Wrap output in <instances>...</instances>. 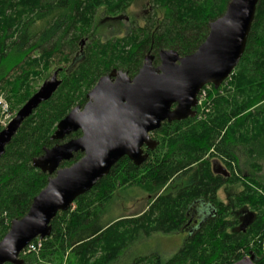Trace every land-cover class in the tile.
Masks as SVG:
<instances>
[{
    "label": "trees",
    "instance_id": "trees-1",
    "mask_svg": "<svg viewBox=\"0 0 264 264\" xmlns=\"http://www.w3.org/2000/svg\"><path fill=\"white\" fill-rule=\"evenodd\" d=\"M229 1L0 0V97L26 103L32 96L30 81L49 71L57 56L69 65L56 71L64 73L60 88L24 121L0 159V241L47 186L50 176L34 168L33 160L58 144L51 140L58 123L87 103L100 78L113 70L133 78L148 54L158 60L162 50L180 56L195 53L209 34V24L225 14ZM132 6L149 7L143 26L127 14ZM106 28H113V34L105 41L99 37ZM82 41L91 43L71 59L85 46ZM231 78L236 94L218 95L227 80L217 90L208 87L209 99H215L208 121H199L197 111L194 119L164 123L152 135L159 145L148 160L141 166L120 160L70 211L57 215L41 249L22 253L24 264H64V258L66 264H233L243 259L238 253L264 232V183L234 176L242 172L241 160L250 168L264 163V0H259L245 53ZM80 136L78 132L70 139ZM82 157L76 154L65 166ZM239 182L243 190L234 196L233 205L221 201L220 189ZM125 187L147 195L148 205L132 217L115 218L116 190ZM200 203L211 208L212 215L184 233ZM229 211L235 224L227 219ZM250 214L251 223L244 225L240 217ZM236 223L239 226L232 229ZM180 233L189 236L169 258L134 251L123 260L140 238ZM263 245L249 253L256 264L264 262Z\"/></svg>",
    "mask_w": 264,
    "mask_h": 264
},
{
    "label": "water",
    "instance_id": "water-1",
    "mask_svg": "<svg viewBox=\"0 0 264 264\" xmlns=\"http://www.w3.org/2000/svg\"><path fill=\"white\" fill-rule=\"evenodd\" d=\"M258 3L230 0L225 14L209 24L205 42L191 55L162 50L158 66L154 64L156 57L148 54L133 78L118 70L100 78L88 93L87 103L58 123L51 140L63 143L33 160V167L50 178L28 213L11 222L0 241V264H24L21 255L26 248L37 239L50 237L57 215L70 211L75 201L107 177L120 160L128 158L141 166L158 147L152 135L164 123L197 116L200 92L207 86L219 89L243 58ZM58 76L55 72L45 81L0 132V159L24 121L58 91L62 84ZM78 132L80 137L64 142ZM79 153L83 155L79 161L60 168ZM253 217L246 216L243 224L251 223ZM233 264H256V257L251 254Z\"/></svg>",
    "mask_w": 264,
    "mask_h": 264
},
{
    "label": "rangeland",
    "instance_id": "rangeland-1",
    "mask_svg": "<svg viewBox=\"0 0 264 264\" xmlns=\"http://www.w3.org/2000/svg\"><path fill=\"white\" fill-rule=\"evenodd\" d=\"M148 10H149L148 6H145V7L132 6L127 11V14L132 19H136L137 21H139L140 24H142L143 26L145 24L144 19H145V16L148 14L147 13ZM101 18L102 19L104 18L103 15H101ZM108 24L109 23H107V25L105 26L108 27ZM104 30L105 32L101 30L103 33L102 32L100 33L99 38L106 41V39H109L110 36L113 34L112 33L113 28H106ZM89 43H91V41H88L81 50L79 49L78 51L72 53L70 55L71 59L74 57L81 56L86 51L87 45ZM64 51L65 53L69 52L68 48H65ZM60 58H61L60 56L56 57V60H54V64H52V67L50 68L49 71L41 73L38 77H35L30 81L28 88L30 89L32 96L41 88V86L44 84L45 81L49 80L53 76V74L58 69H62V68H65L66 66H69V65L63 64ZM154 64L155 66H158L159 59L155 60ZM231 76L227 79V81L220 88L219 94H218L220 97L228 95L227 91H229V93L236 94V90L233 85ZM63 77H64V73H60L58 76V79L62 80ZM208 87L204 88L206 100L204 99L205 101H203L202 105L197 107L199 121H208L210 115L211 116L214 115V110H215L214 104L215 103L213 102H215V99L214 101L209 99V91L211 90V88H208ZM0 98H1L0 100H3L5 105L8 107L7 109L6 108L4 109L3 107L0 109V128L4 129L12 121V120L9 121L10 119L8 118L11 117L13 119L18 113V111L25 105V103H16V102L10 103L5 97V95H2ZM206 101L207 102L213 101V102L211 105L205 106ZM70 137H68L64 142L71 140ZM57 143H63V142H57ZM218 159L221 161L220 164L223 167V164L225 165L224 161L221 160L220 158ZM66 163L67 162L63 163L60 168H66L65 166ZM240 167H241L242 172H239V175L234 174L235 177H238L241 179H243L244 177H247L246 179L256 178L258 181H261L264 183V163L260 167L257 166L255 168H250L248 165H246L244 160H241ZM242 190H243V186L241 182L234 183V184H227L220 189L219 198L224 203L233 205L234 196H236L238 193H241ZM147 205H148V197L147 195L142 193L139 189L137 188L130 189L129 187L117 188L116 198L112 205V211H113L112 215L114 216V213H115V218H119L122 216H127V218L132 217L142 212L143 210H145ZM231 212L232 211H229L227 219L228 221L234 223L236 221V218L231 214ZM238 222L239 221L237 220V223ZM237 223H236V226L232 225L231 228L235 229L236 227H238L239 225L237 226ZM261 235L263 236V238H261L262 237ZM188 236L189 235L185 236V234L184 235L181 234L179 236L177 234L167 235V236H165L164 234H155L149 238H140L137 242H135L132 246H130L129 249H127L128 252L125 253L123 260L124 259L128 260L134 251H137L138 254L140 255L160 253L163 256V258L165 259L169 258L173 256L183 246V243L186 240L185 237H188ZM263 241H264V232L263 234H260V236H257L256 238L251 240L248 249L244 248L238 254L242 255L243 257L249 256L250 251H257V249L260 248V246H262V244L264 243ZM65 259L66 258H64V264H66L67 262ZM39 264H57V262H51V261L47 262L46 260H41Z\"/></svg>",
    "mask_w": 264,
    "mask_h": 264
},
{
    "label": "flooded vegetation",
    "instance_id": "flooded-vegetation-1",
    "mask_svg": "<svg viewBox=\"0 0 264 264\" xmlns=\"http://www.w3.org/2000/svg\"><path fill=\"white\" fill-rule=\"evenodd\" d=\"M197 110V109H196ZM196 212L198 213L197 217L193 218L190 223L183 229L184 233H191L198 227L202 225V223L212 215L211 208H209L206 204L200 203L199 208H197ZM246 216L242 215L240 217L242 223L246 222Z\"/></svg>",
    "mask_w": 264,
    "mask_h": 264
},
{
    "label": "built area",
    "instance_id": "built-area-1",
    "mask_svg": "<svg viewBox=\"0 0 264 264\" xmlns=\"http://www.w3.org/2000/svg\"><path fill=\"white\" fill-rule=\"evenodd\" d=\"M207 96V95H206ZM1 99V98H0ZM206 100V97H205V92H204V89L200 92V94H199V96H198V101H199V106H201L202 105V103H203V101H205ZM8 108L6 105H5V103H4V101L3 100H0V109L1 108ZM8 119H10L9 121H11L12 120V118L11 117H9ZM41 247H42V240H36V242L35 243H31L27 248H26V250L24 251V252H37V251H39L40 249H41Z\"/></svg>",
    "mask_w": 264,
    "mask_h": 264
}]
</instances>
